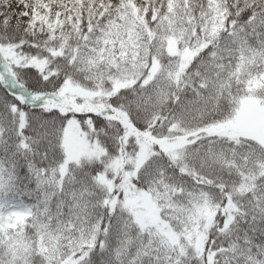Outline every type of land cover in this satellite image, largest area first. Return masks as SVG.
<instances>
[{
  "label": "snow or ice",
  "instance_id": "obj_1",
  "mask_svg": "<svg viewBox=\"0 0 264 264\" xmlns=\"http://www.w3.org/2000/svg\"><path fill=\"white\" fill-rule=\"evenodd\" d=\"M0 264H264V0H0Z\"/></svg>",
  "mask_w": 264,
  "mask_h": 264
}]
</instances>
